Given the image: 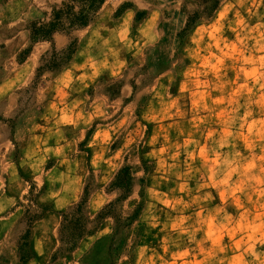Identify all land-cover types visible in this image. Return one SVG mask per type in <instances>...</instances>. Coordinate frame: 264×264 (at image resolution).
<instances>
[{
  "label": "clouds",
  "instance_id": "1",
  "mask_svg": "<svg viewBox=\"0 0 264 264\" xmlns=\"http://www.w3.org/2000/svg\"><path fill=\"white\" fill-rule=\"evenodd\" d=\"M141 223L109 264H264V0H0V264Z\"/></svg>",
  "mask_w": 264,
  "mask_h": 264
},
{
  "label": "rangeland",
  "instance_id": "2",
  "mask_svg": "<svg viewBox=\"0 0 264 264\" xmlns=\"http://www.w3.org/2000/svg\"><path fill=\"white\" fill-rule=\"evenodd\" d=\"M137 212L138 214L136 216L139 215V209H137ZM99 220L100 218H98L96 222L98 227L101 224V220ZM128 224L130 225V223ZM37 227L40 228V224H38ZM143 228L144 226L141 223L136 227H129L125 233H120L118 225L116 233H114L111 237L105 236L101 233H96L95 228H93L89 232L86 240V243L89 244L95 241L93 250L88 259V264H109L110 256L113 251L123 248L126 243H131V241L128 240L129 235H132L137 241H143L145 239L150 240L152 238L151 235L145 237ZM20 230H23V226H21ZM68 230L71 233L74 232L71 229ZM113 245H115V248Z\"/></svg>",
  "mask_w": 264,
  "mask_h": 264
},
{
  "label": "trees",
  "instance_id": "3",
  "mask_svg": "<svg viewBox=\"0 0 264 264\" xmlns=\"http://www.w3.org/2000/svg\"><path fill=\"white\" fill-rule=\"evenodd\" d=\"M81 19H83V18L81 17ZM126 179H127V169H124L122 171V173H121L120 181L121 182H125ZM137 214H138V212H136L135 214H133V216L131 218H129L128 223H131V220L134 219ZM83 225H84L83 218L82 217H76L74 215L73 218L71 220H69L68 225H67V228L68 229H71L72 231H74L72 233L73 235H78L81 231L84 230ZM74 233H76V234H74Z\"/></svg>",
  "mask_w": 264,
  "mask_h": 264
},
{
  "label": "crops",
  "instance_id": "4",
  "mask_svg": "<svg viewBox=\"0 0 264 264\" xmlns=\"http://www.w3.org/2000/svg\"><path fill=\"white\" fill-rule=\"evenodd\" d=\"M102 223L99 225V227H102ZM44 227V225L40 224V228ZM97 233V232H96ZM102 234V233H101Z\"/></svg>",
  "mask_w": 264,
  "mask_h": 264
}]
</instances>
